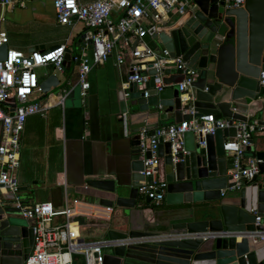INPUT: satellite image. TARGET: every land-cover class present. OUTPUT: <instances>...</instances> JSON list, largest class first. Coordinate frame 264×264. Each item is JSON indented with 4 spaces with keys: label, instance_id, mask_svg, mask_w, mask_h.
Listing matches in <instances>:
<instances>
[{
    "label": "water",
    "instance_id": "95a60500",
    "mask_svg": "<svg viewBox=\"0 0 264 264\" xmlns=\"http://www.w3.org/2000/svg\"><path fill=\"white\" fill-rule=\"evenodd\" d=\"M183 1L186 6L182 13L148 28L142 40L157 54L165 49L171 56L181 57L197 73L187 99L177 87L183 76L174 69H166L162 79L165 88L159 92L154 90L153 78L145 87L147 97L134 82L128 85L127 93L121 89L117 93L120 112H127V98L136 111L158 107L162 119L172 114L167 125L189 120L188 111L192 109L197 116L214 115L215 119L264 126V107L254 110L261 91L258 77L264 70V0H245L244 6L236 9L228 8L224 0ZM85 37L90 44L91 32L82 40ZM8 48L7 44L0 45V62L5 60ZM37 50L40 48H31L29 52ZM70 59L71 53L66 52L65 60ZM155 73L154 69L148 71L152 76ZM58 85L57 76L50 75L40 82V92L47 94ZM235 134L234 127L217 130L213 135L186 132L175 153L171 143L158 140L157 156L167 184L166 204L209 202L190 209V218L164 222L166 227L162 229L161 222L153 218L152 201H140L138 195V187L144 181L150 183L152 178L141 174L140 134L133 130L130 181L86 182L107 195L97 198L99 205L122 211L117 221L119 228L106 232V240L117 244L105 249L104 264H264V246L245 234L255 230L257 216L264 217V182L259 184L256 176L237 191L233 202H217L228 181L226 173L232 168L223 145ZM245 156L264 159L263 152ZM259 167L264 173V163ZM4 198L14 200L11 195ZM14 213L18 209L0 206V264H22L33 245L32 228L24 221L14 220ZM133 214L140 219L135 226L131 222Z\"/></svg>",
    "mask_w": 264,
    "mask_h": 264
},
{
    "label": "built area",
    "instance_id": "2783aa9c",
    "mask_svg": "<svg viewBox=\"0 0 264 264\" xmlns=\"http://www.w3.org/2000/svg\"><path fill=\"white\" fill-rule=\"evenodd\" d=\"M29 2L30 0H0V7L23 9ZM224 3L228 8L236 9L242 8L245 0H224ZM52 4L60 25L80 23L91 32L90 44L89 38L85 37V46L78 53L72 54L70 59L77 65L75 88L82 100L90 88L88 77L92 69L102 65L114 52L116 64L128 65L131 71L128 81L141 87L144 97H147L145 87L151 78L154 90L159 92L165 88L162 82L164 70L174 69L183 76L177 87L187 99V92L196 81L197 73L187 67V62L181 57L171 56L165 49L157 54L142 40L148 28L174 14L182 13L186 6L183 0H96L88 4H80L77 0H52ZM8 42L7 33L0 32V45H8ZM66 52L65 44L52 51L37 50L27 53L8 48L5 60L0 62V195L14 197L13 208L18 209V215L28 221V226L33 230V245L22 264H77L79 258L82 264H103L105 249L117 244V241H109L105 237L81 240L73 221L75 214L81 215V211L73 212L67 207L57 211L51 203L24 205L18 199L19 184L16 174L20 165L21 135L26 119L41 113L38 104L30 103L29 100L35 92H40L36 70L52 65L57 72L62 73ZM152 69L156 72L154 76L148 74ZM258 82L261 90L264 89V70L260 72ZM68 92L69 89L65 91ZM258 98L264 100V91H260ZM188 114L191 116L189 120L157 128L150 137H147L146 128L139 130V146L143 154L141 174L152 180L150 183L144 181L138 187V195L149 198L156 205L164 201L167 186L165 181L155 179L159 168L157 145L160 138L163 142L171 143L175 153L182 146L181 139L186 132L213 135L217 130L234 127L235 136L227 139L223 145V151L232 160V168L226 173L228 181L220 191V196H224L226 191H239L249 184L260 173L259 165L264 163V159L256 158H248L243 162L251 132L264 130V126L256 122L251 124L227 118L215 119L214 115L197 116L192 109ZM119 119L123 135L128 137L130 132L127 114L122 113ZM9 201L0 198V206L8 205ZM58 216H64L65 223L53 225V218ZM89 216L110 221L112 209L101 207V211H93ZM254 227L255 230L245 233L246 236L257 242L263 241V216L255 218Z\"/></svg>",
    "mask_w": 264,
    "mask_h": 264
},
{
    "label": "crops",
    "instance_id": "0c3cea01",
    "mask_svg": "<svg viewBox=\"0 0 264 264\" xmlns=\"http://www.w3.org/2000/svg\"><path fill=\"white\" fill-rule=\"evenodd\" d=\"M77 1L88 4L96 0ZM0 32L7 33L10 49L27 53L31 48L47 51L65 44L67 52L72 55L85 46L87 42L82 40V36L89 33V30L80 23L60 25L55 17L52 0H30L23 9L0 7ZM36 73L40 82L50 75L57 76L59 85L47 94L35 92L29 99L30 103L38 104L41 113L26 119L21 135L20 165L16 174L19 188H24L20 191L23 194L21 201L29 202V205L51 203L57 211L66 207L73 212L81 211L83 215L77 213L73 217L78 237L81 240L103 238L107 230L119 228L117 221L122 211L113 207L110 221L89 216L93 211H101L104 206L98 204L97 198L107 195L87 186L86 182L130 181L131 132L146 128L148 134H153L157 128L171 123L172 114H167L162 119V110L158 107L150 110L142 107V110L136 111V107L130 106L126 98L125 113L130 135L124 137L117 93L121 89L127 93L128 85L133 83L128 81L131 75L128 65L116 64L115 52L102 65L92 69L88 77L90 88L83 100L75 88L77 65L71 60H65L62 73L57 72L52 65L38 68ZM137 87L139 91L142 90L138 85ZM67 89L70 92L65 93ZM35 94H38L37 98H33ZM262 107L264 100L258 98L254 103V110ZM262 113L264 120V110ZM1 133L0 124V138ZM262 152L264 153V130H254L245 155ZM245 158L243 162L248 159L246 156ZM159 165L155 179L164 181L161 160ZM257 179L259 184L263 183L264 173L260 172ZM34 193L36 199L33 198ZM237 193L226 191L217 202L230 204L237 198ZM4 196L7 195H0L3 201L6 200ZM143 199L140 196V201ZM208 203L167 205L164 197L161 204L151 203L150 208L153 209L154 220L161 222L163 229L166 227L164 222L173 220L172 223H176L190 218V209ZM195 219L197 220L196 217ZM139 220L138 216L132 215V225L135 226ZM65 221L64 216H58L53 218L52 224L59 225ZM258 245L264 246V240L258 241ZM77 264L82 263L78 261Z\"/></svg>",
    "mask_w": 264,
    "mask_h": 264
},
{
    "label": "rangeland",
    "instance_id": "374dc122",
    "mask_svg": "<svg viewBox=\"0 0 264 264\" xmlns=\"http://www.w3.org/2000/svg\"><path fill=\"white\" fill-rule=\"evenodd\" d=\"M38 97V94H35L34 96H33V98H37ZM33 198L34 199H36V195H35V193L33 194ZM18 199H19V201H21L22 199H23V194H22V192H19L18 193ZM8 205H9V207H14V201H9V203H8ZM13 215V219L14 220H16V221H20V222H26L28 225H29V222L28 221H26V220H24V219H22L19 215H18V213H14V214H12ZM104 259H103V264H104ZM79 263H82V261H81V258H79Z\"/></svg>",
    "mask_w": 264,
    "mask_h": 264
}]
</instances>
